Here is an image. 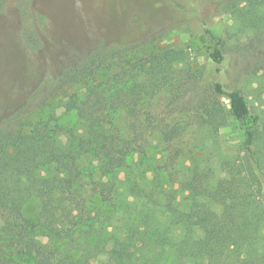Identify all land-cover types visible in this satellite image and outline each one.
Instances as JSON below:
<instances>
[{
    "label": "trees",
    "instance_id": "trees-1",
    "mask_svg": "<svg viewBox=\"0 0 264 264\" xmlns=\"http://www.w3.org/2000/svg\"><path fill=\"white\" fill-rule=\"evenodd\" d=\"M198 45L218 72L234 59L210 29ZM181 61L171 48L131 64L115 48L95 51L45 82L51 96L32 94L36 105L1 120L0 264H264V124L240 90L212 82L214 96L192 117L218 130L226 115L216 98L227 102L259 191L229 157L216 181L196 157L181 181L155 163L143 108L176 87ZM194 73L186 84L197 92L204 73ZM59 114H73L83 130L63 133ZM192 117L159 129L161 140L178 138Z\"/></svg>",
    "mask_w": 264,
    "mask_h": 264
},
{
    "label": "rangeland",
    "instance_id": "rangeland-1",
    "mask_svg": "<svg viewBox=\"0 0 264 264\" xmlns=\"http://www.w3.org/2000/svg\"><path fill=\"white\" fill-rule=\"evenodd\" d=\"M206 28L223 37L234 57L219 72L199 49L198 37ZM263 35L264 0H0V122L20 108L36 105L37 100L29 104V99L45 89L46 81L95 51L115 48L131 64L171 48L182 57L172 79H182L176 87L151 95L150 105L143 108L150 150L161 158L155 163H167L166 171L181 181L196 157L216 181L220 159L229 157L237 162L245 182L259 191L260 182L243 150L241 133L228 116L227 102L216 98L226 115L225 126L218 130L192 114L214 96L210 84L220 82L240 90L264 124ZM29 38L37 41L33 47L26 43ZM197 69L204 77L194 92L186 78ZM126 117L122 112L118 119L124 130ZM189 117L196 121L186 132L168 142L161 140L159 129ZM58 123L63 133L70 127L79 132L84 128L73 114L60 116Z\"/></svg>",
    "mask_w": 264,
    "mask_h": 264
}]
</instances>
